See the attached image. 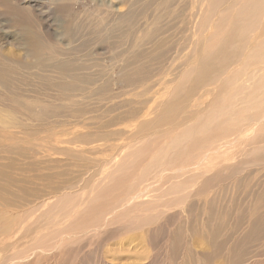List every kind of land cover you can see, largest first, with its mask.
<instances>
[{"label": "rangeland", "instance_id": "1", "mask_svg": "<svg viewBox=\"0 0 264 264\" xmlns=\"http://www.w3.org/2000/svg\"><path fill=\"white\" fill-rule=\"evenodd\" d=\"M244 7L231 24L248 27L242 53L215 60L186 97L185 77ZM26 24L69 72L31 65ZM152 35L165 43L152 49ZM261 45L264 0H0V264H264ZM143 51L152 61L135 63ZM136 66L150 72L124 83ZM17 100L38 113L14 112ZM147 100L143 121L180 101L175 126L104 127ZM52 108L62 111L44 116Z\"/></svg>", "mask_w": 264, "mask_h": 264}, {"label": "bare ground", "instance_id": "2", "mask_svg": "<svg viewBox=\"0 0 264 264\" xmlns=\"http://www.w3.org/2000/svg\"><path fill=\"white\" fill-rule=\"evenodd\" d=\"M171 4L172 3H170L168 5V7H173ZM251 4H253V2ZM251 4H249V7L251 6ZM5 7H6L5 12H7V14H13V13L16 12V10L14 8H12L11 6H9V5L5 4ZM244 8H246V7H244ZM21 12H22V10H21ZM142 12H143V10H142ZM247 12H248V9L245 12V10L242 8L236 14L234 13L235 15L232 16V20L230 21L229 27L226 29L225 34L223 35V37L221 39H219L217 41V44H215V45H218L217 50L215 52L211 50L212 52L210 51L209 53L203 55L198 60L196 68L193 70V77H191L190 74H188L185 77V79L182 82L180 87L185 88L186 87V82L189 83L190 89H187L186 97H188L191 94V91H193V89L195 87H197V86H195L196 84L200 85L206 79L208 72L214 67V61L215 60H217V61H219L221 63H222V60H223V63H224L226 61H229L230 59H235V57L238 58L240 56V54L242 53V50L245 48V45H247V40L244 37V32H245V30L248 29V27L243 26L241 28V27L238 26V28H237L234 25H233V27H231V24H232V22L235 19H236L235 21H237V20L242 21V18L244 16V14L247 13ZM22 13H24V12H22ZM130 13H132V11H130ZM21 14L17 13L16 17L19 20H21L20 22H23L25 19L23 17H21L22 16ZM140 14L141 13L139 12L138 15H140ZM126 17H128V15H126ZM17 31L21 35V38L19 37V39H18L19 40L18 44H19L20 48L23 51L26 52L27 58H29L33 54V59L35 61H33V63L31 64L32 66L38 67V68H42L43 71L46 68H53L54 70H57L58 72H60L59 74L66 73V72H69V70H71V67H72L71 62H69L68 60H65V59L60 60L59 62L57 61V62H53L52 64H48L50 61L47 62L46 61L47 59L45 60L42 57V53L45 52V48L48 45H46V43L43 41V39L41 38L39 33L36 30H34L30 25L26 24V26H24V25L23 26H18ZM148 38L150 39V43H154L152 45V49L159 48V47H161L163 45V43H165L164 39H160V40L155 42L154 35L149 36ZM252 49H254V53H253V56H252V59H251L252 61L251 60L250 61L252 62V65H253V63L255 62L254 60L261 61L264 58V45H261V46H259L257 48L253 47ZM159 51H161V50H159ZM151 54H152V52H149V51L139 52V53L134 54L132 59H133V61L135 63H142V61H144L145 63H150L152 61ZM160 54L161 55H160L159 58L161 59V58H163V56L166 53H160ZM135 63L126 61L125 64H127L126 67H132V64L134 65ZM145 63H143V64H145ZM247 64L249 66L251 63L249 64V62H248ZM132 70H134V71L133 72H129L126 75L123 76V82L124 83L132 84V83L139 82V81L143 80L146 77V75H148V73L150 72V71H148V67H146V68L144 67V69H143V68H141V66L140 67L136 66ZM1 87L4 88L5 86L4 87L1 86ZM4 89H6V88H4ZM18 101L19 100H17V103H18ZM19 102L21 104H18L17 107L13 106L14 107L13 108L14 112L19 113V114L28 115V116H32L34 114L36 115L38 113V111L27 107V105L25 103H23L21 101H19ZM150 102H151V100H147L146 103H140L136 107H132V108H130L128 110H124L122 112H119L116 116L111 117L110 120H106V122L103 123L104 127L105 128L106 127L113 128L115 126L122 125L125 122H128L130 124L135 125L136 127H138V129L140 128L141 131L151 130V129H154V128L175 126V121H176L177 115L182 110V104H181L180 101H174V102L170 103L168 105V109H169L168 113H161L160 115H158L152 121H149V120L143 121L146 117H148L149 115L152 114V111H153L152 110V106L148 105ZM154 103L157 104L156 100L154 101ZM164 103L165 102H163V104ZM228 104H229V100L226 102V104H223L221 106L228 107ZM24 105H26V106H24ZM68 109H69V107L68 108H63V110L65 112H69ZM110 110H113L115 112L116 107H112V108H110ZM110 110H108V111H110ZM60 111H62V109H53L52 108L51 110H48L47 113L44 116L48 117L50 114L58 113ZM222 111H223L222 108H220V112H222ZM147 122H148V124L145 125ZM199 124H201V123H199ZM222 124H224V123H222ZM220 128L223 129V130L226 129V128H223V126L222 127L220 126ZM194 130H196L197 132H200V131H202V133L204 132V129L201 127V125H199V126H197L195 128L192 127L190 130H188V131H186V132H184V133H182L180 135V140L181 141H190V140L194 139V136H195ZM113 135L114 134L105 135L103 140H105V142H107V140H109L110 136H113ZM198 136L196 138H199ZM70 141H75V138H71ZM196 144H198V143L193 142V141L192 142H186L187 150H185V152L189 153V151ZM143 152H144V150L138 152L137 153L138 154L137 157L141 158L142 155L144 154Z\"/></svg>", "mask_w": 264, "mask_h": 264}]
</instances>
